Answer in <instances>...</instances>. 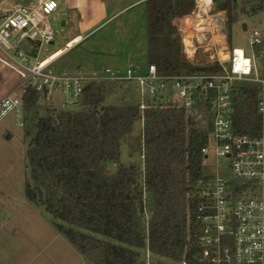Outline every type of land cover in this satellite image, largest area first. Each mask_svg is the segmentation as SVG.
Returning a JSON list of instances; mask_svg holds the SVG:
<instances>
[{
  "label": "trees",
  "instance_id": "1",
  "mask_svg": "<svg viewBox=\"0 0 264 264\" xmlns=\"http://www.w3.org/2000/svg\"><path fill=\"white\" fill-rule=\"evenodd\" d=\"M239 1L236 9L237 0H213L215 11L226 15L227 28L238 21V10L246 16L264 12V0ZM194 9L195 0L146 2L147 55L159 71L200 70L180 55L174 25ZM257 51L263 54L264 44ZM118 83L126 82H89L77 105H60L58 113L47 109L37 122L30 121L33 124L27 118L40 109L41 96L35 89L22 95L28 139L26 198L61 222L57 230L88 264H144L139 250L201 264L196 245L200 227L194 216L188 219L197 200L188 203L187 193L195 191L205 173L202 148L209 142L211 120L206 113L196 120L173 108L141 111L140 104L105 105L111 86ZM263 95L260 84L235 88V134L262 132L264 115L258 106ZM138 121L144 127L138 143L142 168L121 161L123 139ZM110 164L117 166L116 172H108Z\"/></svg>",
  "mask_w": 264,
  "mask_h": 264
},
{
  "label": "built area",
  "instance_id": "2",
  "mask_svg": "<svg viewBox=\"0 0 264 264\" xmlns=\"http://www.w3.org/2000/svg\"><path fill=\"white\" fill-rule=\"evenodd\" d=\"M200 1L195 0L191 16L174 23L181 33L188 63L193 62L197 49L206 46L208 37L202 38L206 39L204 42H195L200 25L222 19L213 12L209 15L213 0L206 7ZM58 8L56 0H34L28 6L17 5L10 11L0 12V62L18 74L22 94L35 89L40 96L52 99L53 94L61 93L66 97L61 107L68 108L80 102L87 83L120 81L134 84L139 90L141 111L173 108L183 110L196 120H202L206 113L212 131L202 154L205 158L214 156L215 173L210 177L204 173L195 191L187 193L188 203L197 200L193 213L188 211V219L194 216L200 227L196 238L198 261L201 264H264V128L258 135L245 136L235 134L232 125L235 88L252 83L264 86V80L254 76V59L242 49H225L228 57L222 59L212 42L217 58L212 57L205 65L198 66L200 70L193 71H159L155 64H148L144 70H129L125 75L106 72L84 78L80 74L55 73L51 69L53 62L46 63L48 59L36 58V63L30 66L31 58L21 45L26 41L39 47L52 44L55 33L50 17ZM184 20L193 21L194 28L189 32L188 28L178 26ZM220 29L224 38L223 28ZM211 36H214L212 32ZM249 40L253 47L264 44V37L257 30L249 33ZM218 45L222 47V42ZM255 55L262 57L257 50ZM258 109L264 115V95ZM12 113L20 122L23 120L22 98L7 95L0 100V123ZM181 264H187L185 258Z\"/></svg>",
  "mask_w": 264,
  "mask_h": 264
},
{
  "label": "rangeland",
  "instance_id": "3",
  "mask_svg": "<svg viewBox=\"0 0 264 264\" xmlns=\"http://www.w3.org/2000/svg\"><path fill=\"white\" fill-rule=\"evenodd\" d=\"M61 1V0H56ZM138 0H107L110 13H119L113 19L106 22L83 41L74 40L66 51H59L48 58L54 63L51 69L55 73L68 72L80 74L84 78L98 77L106 72L112 75H125L127 71L133 69L144 70L149 64L148 60V31L146 4L136 3ZM202 1V0H201ZM241 2L237 0L236 9H239ZM133 4L132 6H130ZM209 10V9H208ZM213 12L215 17H221L225 21L226 37L221 36L219 22L210 21V25L203 23L199 35L195 37V42L202 41L203 37H208L204 42L206 46L197 49L193 53V62L196 66L205 65L217 54L212 42L221 53L222 59H227V51L218 44L221 40L228 41V49H242L246 55L254 59L256 66V76L264 80V53L256 56L257 47L250 45L249 33L257 30L264 37V12L253 16H246L238 10V21L227 28L226 15L215 11L214 5L208 11ZM213 16V15H212ZM225 18V19H224ZM67 18L60 12L54 13L50 17V24L55 33V40L52 44L32 46L29 42H24L21 48L31 58L30 66L44 60L59 48L66 46L69 39L80 33L76 24L67 22ZM193 21L184 20L178 22V26L183 29L194 28ZM197 23V22H196ZM247 26V31L244 30ZM187 31V30H186ZM211 32L214 36H211ZM223 32V29H222ZM179 37L180 55L183 54L181 45V33L177 31ZM207 35V36H206ZM213 39V41H211ZM79 42L75 46V43ZM202 43V46L204 45ZM208 45V46H207ZM63 54V55H62ZM62 55V56H61ZM182 57V56H181ZM46 62V63H47ZM13 96L22 98V86H20ZM66 97L61 93L53 94L51 97L41 96L37 113L33 111L28 115L29 123L37 122L39 117L47 114V109L58 113V109ZM142 101L139 90L134 84L118 83L111 86V91L106 98L105 105H115L119 103L138 105ZM32 120V122H30ZM19 123V122H18ZM9 125L13 132V138L6 140L4 135H0V218L5 225L3 233L0 235V264H88L84 257L71 245V243L56 228V223H61L50 215L43 207H38L27 200L25 195V180L27 174V143L25 135V122L22 127L17 125L13 114L8 115L1 123ZM144 127L138 121L133 131L123 139L121 148V161L125 164L143 166V157L138 150V143L143 138ZM206 176H213L215 173V158L211 154L204 160ZM110 173L117 170L115 164L107 166ZM144 219L148 218L146 207H142ZM146 220L143 227L146 228ZM141 260L144 264H181L165 258H160L150 254L146 250H139Z\"/></svg>",
  "mask_w": 264,
  "mask_h": 264
},
{
  "label": "crops",
  "instance_id": "4",
  "mask_svg": "<svg viewBox=\"0 0 264 264\" xmlns=\"http://www.w3.org/2000/svg\"><path fill=\"white\" fill-rule=\"evenodd\" d=\"M147 1L148 0H138L136 3L146 4ZM32 2H34V0H0V12L10 11L17 5L28 6ZM57 2L59 4V8L57 12H60L62 15H64L68 19L67 20L68 23L76 24L78 26V30L80 33L76 34L74 37L69 39L66 43V46L57 49L52 54L47 56L44 60L48 59L49 57H52L53 54L59 51H64L63 52L64 54L66 51H68L71 48L70 44L74 40L80 39L79 42L83 41L86 37H88L93 32H95L102 25H104L106 22L113 19L115 16L119 14L118 12L110 13L108 9L107 0H61ZM132 5L133 4H131L130 6ZM219 22L221 26L222 24H224L222 28L225 29V33L223 32V36L225 38L226 37L225 22H223L222 19H220ZM247 29L248 28L246 26V30L245 28L244 30L247 31ZM79 42L75 43L73 46H75ZM221 42H222V48L229 51L227 39L221 40ZM19 87H20V78L18 74L0 62V100L7 95H12ZM12 114L15 121H17V125L22 127L24 122L26 124V119L24 120L23 118V120L20 122L18 120V116L15 113ZM8 126L9 125L1 124L0 135L1 136L4 135L6 140L10 142V140L13 138V132L11 131V128ZM0 207L3 206L0 204ZM4 229H5V225L3 224L0 218V235L3 233Z\"/></svg>",
  "mask_w": 264,
  "mask_h": 264
},
{
  "label": "bare ground",
  "instance_id": "5",
  "mask_svg": "<svg viewBox=\"0 0 264 264\" xmlns=\"http://www.w3.org/2000/svg\"><path fill=\"white\" fill-rule=\"evenodd\" d=\"M210 3H211V0H202V1H200V4H201L203 7L208 6ZM198 23H199V22H197V24H198ZM49 62H54V61L51 60V61H49ZM49 62H47V63H49Z\"/></svg>",
  "mask_w": 264,
  "mask_h": 264
},
{
  "label": "water",
  "instance_id": "6",
  "mask_svg": "<svg viewBox=\"0 0 264 264\" xmlns=\"http://www.w3.org/2000/svg\"><path fill=\"white\" fill-rule=\"evenodd\" d=\"M236 2L234 3V8H236ZM245 30H246V26H244ZM223 32L225 33V29L223 28Z\"/></svg>",
  "mask_w": 264,
  "mask_h": 264
}]
</instances>
